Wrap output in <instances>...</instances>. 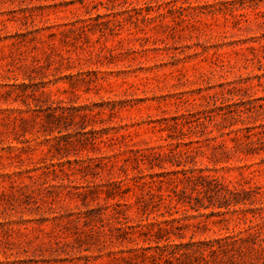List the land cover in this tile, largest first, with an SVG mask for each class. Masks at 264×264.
Returning <instances> with one entry per match:
<instances>
[{
  "label": "rangeland",
  "instance_id": "1",
  "mask_svg": "<svg viewBox=\"0 0 264 264\" xmlns=\"http://www.w3.org/2000/svg\"><path fill=\"white\" fill-rule=\"evenodd\" d=\"M228 235L264 264V0H0V264Z\"/></svg>",
  "mask_w": 264,
  "mask_h": 264
},
{
  "label": "trees",
  "instance_id": "2",
  "mask_svg": "<svg viewBox=\"0 0 264 264\" xmlns=\"http://www.w3.org/2000/svg\"><path fill=\"white\" fill-rule=\"evenodd\" d=\"M185 180L189 182V187L197 192L195 195V199L199 198L200 193L211 192L212 195H215L219 199L217 207L219 210H213L212 213L215 215L222 214L220 210L222 207H226L223 202L229 201L231 198L235 197L234 190L229 187H223V191L216 189L215 186L210 184H219L218 180L210 178L207 175H197V174H186L185 172ZM208 180V184L203 183L201 180ZM188 186H183L182 188L173 189L174 197L176 196L178 200L184 199L187 195L190 194L187 191ZM238 200H235L237 203ZM229 204V202H228ZM167 229L163 226L158 225L155 231L156 239L162 237L166 234ZM153 235V233L151 234ZM168 238V236H166ZM243 236H221L216 237L214 239H203L197 242L188 241V242H178V243H165L163 245L158 244L157 241V250L156 252H149L151 246H140L133 250L132 255L128 256H116L114 260L117 262L118 260H132L133 258L138 259L141 258L145 260V258H151L156 263V259L158 257H164L167 263H175V264H191L196 261L197 263L204 262L207 264L210 259L212 262L210 264H226L225 260L228 261V264H238L236 259L240 257V253H236V249L238 246L236 245L238 242L244 240ZM150 239V238H149ZM153 240V238H151ZM156 242V241H155ZM169 242V240H168Z\"/></svg>",
  "mask_w": 264,
  "mask_h": 264
}]
</instances>
